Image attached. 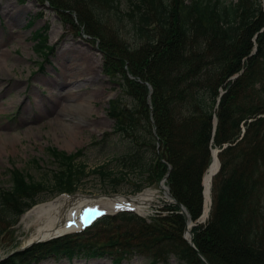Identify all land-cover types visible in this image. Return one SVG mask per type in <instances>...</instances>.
Wrapping results in <instances>:
<instances>
[{
    "label": "trees",
    "instance_id": "16d2710c",
    "mask_svg": "<svg viewBox=\"0 0 264 264\" xmlns=\"http://www.w3.org/2000/svg\"><path fill=\"white\" fill-rule=\"evenodd\" d=\"M40 1L98 44L104 72L120 89L110 102L115 127L107 141L115 135L124 149L116 154V165L94 171L111 188L131 183L136 193L157 186L171 166L170 191L196 222L203 212L202 182L212 148L228 144L219 153L210 217L192 228L194 244L208 264L223 263L220 252L240 264H264L263 0H127L125 8L120 0ZM48 30L33 34L45 61L54 51ZM122 94L132 104H124ZM81 153L50 148L59 164L50 182L11 170V187L0 189V245L6 227L16 226L40 193L50 187L59 193L77 190L89 175L78 164ZM118 219L132 223L106 243L118 247V260L141 254L151 264H169L171 257L207 264L184 239L186 220L177 205L164 206L150 222L132 214ZM76 242L60 238L35 244L0 264L73 257L86 248L72 245ZM90 254L113 252L95 247Z\"/></svg>",
    "mask_w": 264,
    "mask_h": 264
},
{
    "label": "rangeland",
    "instance_id": "374dc122",
    "mask_svg": "<svg viewBox=\"0 0 264 264\" xmlns=\"http://www.w3.org/2000/svg\"><path fill=\"white\" fill-rule=\"evenodd\" d=\"M120 1L125 8L127 0ZM31 18H34V25L30 28L28 21ZM46 25L50 27L48 44L55 49L49 61L43 62L44 69L39 70L38 62L43 58L35 49L33 33ZM82 31L78 32L64 21L47 2L0 0V189L11 187L13 169L26 172L37 182L52 181V173L59 164L51 158L50 148L69 155L82 151L77 157L78 164L85 165L89 171L75 192L60 194L50 187L36 197L38 205L62 197L70 199L71 196L75 200L85 197L107 202L110 196L137 195L131 183L113 189L94 171L108 164L116 165L115 156L124 149L115 135L113 141H107V135L113 133L115 127V120L109 112L110 100L119 96L120 89L104 72L105 58L98 44ZM71 64H76L83 79L79 80L77 87L68 84L70 81L65 85L58 84L63 71H69L64 66ZM69 88H72L70 93ZM122 97L124 104L131 103L127 95L122 94ZM150 189L162 191L159 185ZM164 199L161 193L158 200L165 203ZM110 206L97 205L106 215L114 216ZM68 207L73 208V205ZM161 208L163 205L151 206L145 217L149 219L160 213ZM27 213L17 226L6 227L4 236H1L0 263L38 241L31 238L39 222L24 220ZM119 217L121 215L112 217L116 220L110 226H103V219L86 232L78 231L66 237L77 241L72 244L74 246L78 243L86 246L73 257L50 255L34 264H151L141 254H132L120 261L117 259L118 247L106 246L113 236L117 237L132 225ZM207 220L200 219V222L205 224ZM95 247L113 254L91 255L90 249ZM220 256L224 259L221 264H240L239 261H229L223 252L217 257ZM169 264L183 263L171 257Z\"/></svg>",
    "mask_w": 264,
    "mask_h": 264
},
{
    "label": "bare ground",
    "instance_id": "6f19581e",
    "mask_svg": "<svg viewBox=\"0 0 264 264\" xmlns=\"http://www.w3.org/2000/svg\"><path fill=\"white\" fill-rule=\"evenodd\" d=\"M75 65L71 64L64 66L65 69L71 71H63L62 78L58 84L65 85L68 81H70L68 84H76L77 87L79 80H82L83 78ZM131 79L133 78L131 77ZM148 86L151 94L152 87L149 84ZM71 89L72 88L68 89L69 93L71 92ZM215 122H217V120H215ZM218 169V155L216 152H214L209 169L206 170L204 174L205 202L203 216L201 219H206L212 208L213 203H211V185L214 174L218 171ZM171 170L172 167L170 166L167 175H170ZM161 190L162 191L149 189L136 197H131L130 199L118 196L111 198V200H108L107 202L89 200L85 197H81L77 200H75L74 198L70 200L69 198L62 197L55 201L43 203L36 206L24 216V220L31 219V221L33 222H39V227L31 239H51L62 234L72 233L80 230L81 226L77 220V217L79 218L80 216H82V212L86 211L87 209L89 210L96 208V204H110L113 211H118L121 209L133 210L145 217L148 214V209L153 206L154 202L158 201L159 197H161V193L164 194V198H168V192L164 190V188H161ZM67 204H69L68 206L73 205V208L68 207ZM197 224L204 223L198 221ZM192 248L197 252L200 258L206 259L203 254L199 252L196 246Z\"/></svg>",
    "mask_w": 264,
    "mask_h": 264
},
{
    "label": "water",
    "instance_id": "95a60500",
    "mask_svg": "<svg viewBox=\"0 0 264 264\" xmlns=\"http://www.w3.org/2000/svg\"><path fill=\"white\" fill-rule=\"evenodd\" d=\"M220 166L219 165V169L217 172H219L220 170ZM217 172L215 174H217ZM170 198H172L173 202H175L176 204H178V206L180 207L182 213L184 214V216L186 217L187 220V227L185 229V239L187 240V242L192 246L195 247L194 242H193V235L192 232L190 231V226H191V219L189 218V214L187 212V210L185 209V207L183 205H181L180 203H178L174 197L172 196V194H169ZM205 260V259H204Z\"/></svg>",
    "mask_w": 264,
    "mask_h": 264
}]
</instances>
